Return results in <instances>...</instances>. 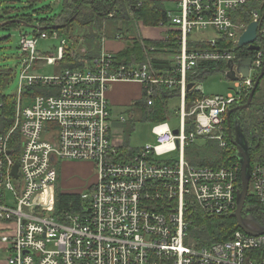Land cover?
Here are the masks:
<instances>
[{"label": "built area", "instance_id": "built-area-1", "mask_svg": "<svg viewBox=\"0 0 264 264\" xmlns=\"http://www.w3.org/2000/svg\"><path fill=\"white\" fill-rule=\"evenodd\" d=\"M256 1L179 0L177 13L167 12L166 22L158 24L162 40L172 35L171 44L177 46L167 71H153L149 62L120 65L102 49L91 62L82 61V69H65L54 77L29 76L26 72L36 62L55 65L75 50H68L62 39L56 57H43L36 50V36L21 37L26 66L6 131L3 113L8 103L0 104V253L6 257L0 264H264V235L251 236L237 227L228 239L203 246L191 237L193 210L213 218L234 214L240 167L227 158L220 167L197 166L185 151L198 141L229 149L226 112L244 104L264 67L262 50L237 47L248 26L238 12ZM249 15L251 22L262 16L256 7ZM208 29L217 37L191 38ZM37 36L59 39L56 30ZM242 59H250L251 67L247 78L235 81V92L205 96L193 83L191 90L199 95L186 102L188 77L201 64H237ZM120 82L140 84L148 106L153 105L155 86L179 87L178 127L167 121L154 125V145L131 150L119 143L122 136L112 128L106 94ZM35 88L46 93L31 94ZM116 121L121 126L128 122L124 116ZM260 138L264 146V134ZM172 153L178 158L163 159ZM68 162L87 166L91 180L64 183ZM57 179L59 192L78 197L76 209L69 204L57 213ZM250 191L264 221L262 156L251 162L248 196ZM255 207L245 203L242 215L254 216L264 226L254 215Z\"/></svg>", "mask_w": 264, "mask_h": 264}, {"label": "trees", "instance_id": "trees-1", "mask_svg": "<svg viewBox=\"0 0 264 264\" xmlns=\"http://www.w3.org/2000/svg\"><path fill=\"white\" fill-rule=\"evenodd\" d=\"M63 9L62 12L49 20L40 21L39 27L35 26V31L49 33L53 28L59 26L61 29H67L74 21H79L82 26H89L92 23L100 21L103 17V20H116L118 18L117 14L127 15L128 18H132L136 22H141L145 27H156L160 22H166V11L162 8L161 4L154 0H91V1H82V0H63ZM82 1V2H81ZM83 4H91V11H85L83 9ZM262 5L261 14L264 13V0H258L256 2L250 3L249 5L242 7L238 14L241 12L244 13V19L241 21L244 25H249L251 23V17L246 12L247 9L251 7H257ZM114 12L113 18H108V14ZM129 15V16H128ZM121 16L120 19H123ZM12 21H18L19 23H12ZM11 22L8 25L2 26L3 24ZM29 25L27 20H20L19 17L9 18V17H0V28L11 26V25ZM123 39L125 40V48L116 55V62L120 65L128 66L131 64L149 62L151 69L153 71H167L171 68V60H161L157 59L156 56L159 55H173L177 46L171 44V36L169 35L168 39L152 41V40H143V39H131L133 31L127 29L126 33H121ZM95 42L93 38L91 40ZM74 43V41H73ZM75 44V43H74ZM255 45L260 47V50L264 53V21L261 27V37H259ZM222 46H227L224 44ZM150 48H153V51H150ZM169 49L165 51V49ZM130 53H133L131 56ZM99 50L88 51L84 55L76 58V52L73 55L66 54L65 57L59 62L61 64L65 63L69 66L70 69H82L84 63H89L97 57ZM134 54L135 57H134ZM115 58V56H114ZM149 60V61H148ZM228 70L227 64L224 62L221 63H204L201 64L199 68L196 69V73L193 76L188 77V82L198 83L205 80L208 76L214 73L224 74ZM33 90V89H32ZM34 93L42 94L45 90L41 88H35ZM258 88L252 98L250 106L236 113L237 118L240 121L244 135L248 140H250L253 148L250 150V161L252 162L254 157H260L258 151L262 148L260 147V136L264 134V101L257 98ZM37 95V94H36ZM199 94L194 93L193 90L188 91L186 94L187 100H192L197 97ZM179 98V87L174 89H169L166 86H155L154 87V99L153 105L148 106L146 100L142 97V100L136 102L132 106L134 108L141 109L142 121H149L154 123H160L166 121V113L164 108L167 106L170 99ZM248 98V95L244 97L243 102L245 103ZM12 102V99L9 100L8 104ZM11 105L7 106V109L4 108L3 115L10 119L5 123L3 131H6L11 123L13 117V111H10ZM2 115V116H3ZM233 115V114H232ZM231 115V116H232ZM0 116V117H2ZM232 119V118H231ZM255 119V122L252 121ZM255 124L256 127H253ZM246 127V129H245ZM132 128V127H131ZM129 129L132 131V129ZM0 132H2L0 128ZM128 133V132H127ZM224 138L229 144V149L227 151L221 150L217 147L215 142H204L205 147H197L193 144L187 146L185 151L190 153V158H187L190 163L197 166H207V167H220L225 165L227 158L229 161L237 162L235 156V150L230 144L227 137V126L224 124ZM255 142V144H254ZM186 152V153H187ZM56 210L57 213L61 211L68 210L70 207L69 204L74 205V209L79 205V200L76 195H70L62 192H58L56 196ZM246 205H253L255 207V200L251 199L249 196L246 200ZM256 211L254 212L255 216L260 218L259 208L256 206ZM192 225L189 230L191 237L197 242L199 246L220 242L228 239L230 234L237 230L236 221L232 216L225 217H207L202 215L198 210H193L190 214ZM264 222L263 220H261Z\"/></svg>", "mask_w": 264, "mask_h": 264}, {"label": "rangeland", "instance_id": "rangeland-1", "mask_svg": "<svg viewBox=\"0 0 264 264\" xmlns=\"http://www.w3.org/2000/svg\"><path fill=\"white\" fill-rule=\"evenodd\" d=\"M82 1H91V0H82ZM81 1V2H82ZM258 1V0H257ZM73 2V0L71 1ZM63 0H0V17H9L16 18L19 17L20 20H27L32 27H39L40 21L49 20L56 16H58L63 9ZM177 3H169L167 5L168 9L176 11ZM262 5H258L256 8H259V13H261ZM92 8L91 4H83V9L85 11L90 12ZM250 9V8H249ZM247 9V13L249 12ZM249 15V13H248ZM118 18L116 20H103V17L100 21L89 24V26H82L79 21H74L69 28L61 29L58 32L59 39L53 40L51 37L47 39L38 38L39 31H35L33 28H28L25 26L19 25H11L7 27L0 28V104L5 102L8 103L10 99H15L18 94L19 84H20V76L26 66L24 60L27 57L21 52L19 42L21 37H26L27 39H31V37L36 36L38 39L36 50L43 57H56V50L59 46H61V40H66V48L68 50H75L76 58H80V54L84 55L91 49L96 50L97 46L101 47L102 39H104L102 46L105 49L110 50L113 54L115 51L125 46V42H123V35L121 33H126L127 29H131L133 31V35H135L138 31L139 22L134 21L132 18H128L127 15L117 14ZM121 16L123 19H120ZM129 16V15H128ZM244 13L241 12L239 15L240 21L244 19ZM242 19V20H241ZM191 37L193 40L199 39H212L217 37V34L214 30L208 29L201 32H194ZM121 37L122 39L117 40L114 37ZM164 36V33L161 34V37ZM95 39V42L91 40ZM106 39H112L106 41ZM74 41V46H70ZM101 48H98L100 50ZM131 56L133 53H130ZM136 54H134L135 57ZM172 59V55L170 57ZM79 60V59H78ZM64 70V66L61 63H56L55 65H46L44 61H38L36 64L26 72V75L29 76H38V77H54L60 75ZM235 81H231L225 77L222 73H214L208 76L202 82L196 83V86L199 87V90L205 96H214V95H225L229 92H235L236 88L234 87ZM35 90L31 91V94L41 95L34 93ZM46 93V92H44ZM28 91L26 89L23 90V96H27ZM257 98L262 99L264 101V77L261 79L260 84L258 86ZM26 104V99L23 100V105ZM8 105H13V103H9ZM7 105V106H8ZM10 111H13V107L10 106ZM132 107H120L113 106L111 107V116L113 117L112 128L119 131L118 133L122 136L121 144H125L126 147L132 149H137L145 146L146 144L154 145V136L151 133V130L154 125L157 123L142 121L141 109ZM179 108L178 99H170L167 106L164 108L166 113V121L169 126L172 128L178 127V115L177 111ZM120 116H124L127 119V123L125 125H120L116 120ZM10 122L9 118H4L3 121L6 123ZM255 122V119L252 123ZM11 126V123L9 127ZM124 126V127H123ZM8 127V128H9ZM132 127V128H131ZM253 127H256L255 124ZM132 129L129 130V129ZM126 130V133L124 131ZM246 129V127H245ZM128 132V133H127ZM1 133V132H0ZM261 137V136H260ZM249 143L251 144L250 140ZM255 144V142H254ZM261 144V138H260ZM197 147H205L203 141H198L193 144ZM258 151V155L264 158V146ZM187 152V151H186ZM190 153H186V158H190L188 156ZM192 156V155H190ZM178 153H172L164 157L163 159H177ZM71 163V162H68ZM64 176L67 180L63 179L64 183H69L68 185H73L75 180H80L88 183L93 177L89 172L87 166H80L76 164L73 166H67L63 168ZM83 177V178H82ZM60 178V177H58ZM69 179V180H68ZM57 179V193L59 192V184ZM73 189V188H71ZM249 197L253 199L250 195ZM6 257L0 253V262H2Z\"/></svg>", "mask_w": 264, "mask_h": 264}, {"label": "water", "instance_id": "water-1", "mask_svg": "<svg viewBox=\"0 0 264 264\" xmlns=\"http://www.w3.org/2000/svg\"><path fill=\"white\" fill-rule=\"evenodd\" d=\"M264 21V13L260 17L259 21L251 22L239 37L237 42V47L243 48L244 46L248 47L249 51H259L260 47L255 45L256 40L261 37V27ZM11 22H7L2 26L8 25ZM12 23H19L18 21H12ZM24 25V24H23ZM28 28L35 27L24 25ZM59 26L54 27V30L59 29ZM251 67L250 59H242L237 64L232 61L227 63L228 71L226 72V78L231 81H236L238 78L245 79L249 75V70ZM240 76V77H238ZM264 77V67L260 71L258 77L255 79V82L252 86V89L248 95L246 102L243 105H239L232 109L227 110L226 112V126H227V137L230 144L235 148V156L239 163L240 167V186L236 195V210L232 217L236 221V225L239 229H241L244 233L251 236L264 235V226L259 223V221L251 215H246L245 217L242 215L244 210V206L248 196L249 189V179L251 174V161H250V150L251 146L248 143L246 136L243 133L240 121L238 118L231 119V115L233 113L240 112L242 110L247 109L252 101V98L258 88L261 79ZM193 84H188L186 86V90L190 91L193 88ZM178 131L174 130L173 134L177 135ZM13 176L17 174V165H14Z\"/></svg>", "mask_w": 264, "mask_h": 264}, {"label": "crops", "instance_id": "crops-1", "mask_svg": "<svg viewBox=\"0 0 264 264\" xmlns=\"http://www.w3.org/2000/svg\"><path fill=\"white\" fill-rule=\"evenodd\" d=\"M154 1H156L157 3L159 2L167 14V12L171 11L168 9L167 5L169 3H178L179 0H154ZM176 6H177V4H176ZM137 28H138V31H136L137 33L135 35H131V37H130L131 39H139L140 38L143 40H152V41L162 40V37H161L162 31L158 28V25L156 27H145V26H143V24L141 22H139V26ZM114 39H116V36L114 37ZM108 40H112V39H106V41H108ZM103 41H104V39H102L101 47H98V45H95V46H97V49L101 48L99 50V52L103 49L105 51H108L113 56H115V58H116V55L125 48L122 46L121 49L115 51L113 54L110 50L105 49L102 46ZM123 42H125V40H123ZM95 44H96V42H95ZM156 57H157V59H161V60L165 61V60H170L171 55H159ZM62 65L64 66V70L70 69L69 66H67L65 63H63ZM225 77H226V75H225ZM106 97H107L110 109L113 106L129 107L130 108V107H132L133 104L142 100V97H143L142 86L138 83H122V82L114 83L111 86V88L109 89V91H107ZM110 113H111V111H110ZM115 130L117 132V128ZM124 131L126 133L125 129H124ZM118 142L121 143V140H118ZM250 145H252V144H250ZM124 146H126V145L124 144ZM262 159H264V158L262 157ZM75 165L76 164H74V163H66L65 167H67V166H73L74 167ZM80 166H84V165L79 164V167ZM63 179L67 180L66 177L64 176V171H63Z\"/></svg>", "mask_w": 264, "mask_h": 264}, {"label": "flooded vegetation", "instance_id": "flooded-vegetation-1", "mask_svg": "<svg viewBox=\"0 0 264 264\" xmlns=\"http://www.w3.org/2000/svg\"><path fill=\"white\" fill-rule=\"evenodd\" d=\"M245 48V47H244ZM244 48H242V49H244ZM224 75H226V73L224 74ZM249 95V94H248ZM231 118L233 119V118H237V116H236V112L235 113H233V115L231 116ZM248 140V139H247ZM248 143H249V140H248ZM249 145H250V143H249Z\"/></svg>", "mask_w": 264, "mask_h": 264}]
</instances>
